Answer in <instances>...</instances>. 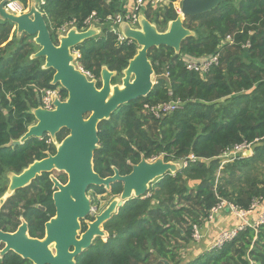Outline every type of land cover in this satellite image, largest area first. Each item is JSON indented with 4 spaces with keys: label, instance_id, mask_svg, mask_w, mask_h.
I'll list each match as a JSON object with an SVG mask.
<instances>
[{
    "label": "trees",
    "instance_id": "obj_1",
    "mask_svg": "<svg viewBox=\"0 0 264 264\" xmlns=\"http://www.w3.org/2000/svg\"><path fill=\"white\" fill-rule=\"evenodd\" d=\"M18 1L25 6L29 3ZM44 1L41 10L56 45L57 30L65 23L75 21L81 29L94 12L104 22L124 12L127 2ZM145 15L159 31L178 16L172 6L157 12L147 10ZM184 25L195 36L183 41L180 55L165 46L149 52L156 76L150 94L100 123L94 170L102 178L114 175V168L128 175L143 156L182 162L194 155L198 161L159 179L150 187L149 197L128 202L113 216L107 225L123 246L111 257L115 264H147L134 244L147 242L154 249L155 264H164L159 259L170 264H264V224L257 230L241 231L222 248L189 262L179 254L182 246L189 250L197 243L194 225L202 227L221 200L249 210L255 199L264 198V0L224 2L209 12L187 16ZM227 36H232L233 43ZM33 39L27 34L18 37L16 25L0 21V177L20 174L47 150L46 142L36 138L22 146H8L35 125L32 110L40 107V91L60 87L51 85L55 71L43 69L44 58L31 59L39 51ZM76 50L81 54L78 63L98 80L100 88L102 68L117 72L112 84H120L138 47L134 41L119 44L117 35L104 25L100 36ZM214 54H219V63L208 73L186 69V57ZM60 90L67 98V92ZM172 100H180L182 106L169 116L157 119L144 111L146 104ZM68 133L63 129L57 137L61 141ZM245 142L251 144V156L223 163L226 150ZM92 188L104 192L103 187ZM122 191L121 183L112 185L115 198Z\"/></svg>",
    "mask_w": 264,
    "mask_h": 264
},
{
    "label": "water",
    "instance_id": "obj_2",
    "mask_svg": "<svg viewBox=\"0 0 264 264\" xmlns=\"http://www.w3.org/2000/svg\"><path fill=\"white\" fill-rule=\"evenodd\" d=\"M13 0L0 2V21L16 25L17 36L27 34L33 37L39 51L31 59L44 58L43 69H53L55 74L52 86H60L67 92V98H55L53 110L41 106L33 109L36 119L21 140L11 141L9 147H17L31 138H42L50 134L55 138L62 129L69 131L68 137L58 145L55 157H49L36 162L20 176L12 178L10 192L29 184L38 174L59 169L69 174L67 186H60L56 194L57 217L48 224V236L59 244L76 243L74 238L80 228L79 221L87 217L91 210L87 195L90 187H105L110 190L111 184L123 183L120 196L114 198L106 209L97 216L96 222L84 235L81 243L88 247L94 235H103L100 226L111 220L112 216L134 199L145 198L153 183L168 174L175 175L183 165L179 161L165 162L164 156L154 161L144 156L139 164L134 165L130 174L120 175L114 168V176L102 178L94 170V154L99 149V125L121 107L147 97L153 90L156 79L149 52L162 46L172 48L175 55L181 54L182 43L195 32L186 28L184 21L187 16H198L209 12L224 2L232 0H182L181 13L176 20L168 22L164 31H159L156 24L150 22L145 13L139 16V27L132 28L127 22L119 26V31L126 40L134 41L138 47L137 54L130 60L128 67L122 72L120 84H112L118 76L106 66L102 68L98 88L96 78L89 79L76 65L78 56L76 48L85 41L102 34L100 26L92 25L85 31L77 26L72 27L66 35L58 36V44L52 41L45 16L37 7L36 0H31L30 10L22 15H14L5 9V5ZM252 151H246L241 156L249 157ZM26 226L20 228L15 235L0 232V238L14 240L26 236ZM69 239L68 242H60ZM35 242H30V244Z\"/></svg>",
    "mask_w": 264,
    "mask_h": 264
},
{
    "label": "flooded vegetation",
    "instance_id": "obj_3",
    "mask_svg": "<svg viewBox=\"0 0 264 264\" xmlns=\"http://www.w3.org/2000/svg\"><path fill=\"white\" fill-rule=\"evenodd\" d=\"M58 134L55 137L56 141L53 140L50 134H45L42 138H36L46 142L47 150L41 151L45 156L35 160L25 170L36 162L57 155L58 145L68 137L69 133L61 141L57 137ZM23 172L20 174L7 173L0 177V232L15 235L21 227L26 226L27 228L25 237L19 236L11 241L0 238V264H115L111 255L120 253L123 243L117 239V236L112 235L113 232L108 228L107 224L111 220L100 226V230L104 234L94 235L88 247L83 246L81 243L91 225L96 222L97 216L103 212L104 208L100 205L102 198L109 196L114 199V195L111 194L112 185L121 182L111 184L110 190L103 187L104 192H98L90 187L87 195L90 199L91 210L87 217L79 221L80 228L74 238L76 243L58 245L57 240L48 236V224L57 217L58 210L55 196L60 192V186L65 187L68 185L69 174L59 169L42 172L29 184L11 193L9 190L12 178L20 176ZM121 184L123 187V183ZM149 196L147 194V197ZM119 212L120 210L113 216ZM132 240L137 241L138 238H132ZM68 241L70 240L65 239L60 242ZM30 242H35V244H30ZM134 244L138 246L141 260H146L147 264H155L153 247H149L147 242L146 244L134 242ZM159 261L170 264L164 259H159Z\"/></svg>",
    "mask_w": 264,
    "mask_h": 264
},
{
    "label": "built area",
    "instance_id": "obj_4",
    "mask_svg": "<svg viewBox=\"0 0 264 264\" xmlns=\"http://www.w3.org/2000/svg\"><path fill=\"white\" fill-rule=\"evenodd\" d=\"M36 2L38 9L41 10V7L45 4V1L36 0ZM181 2L182 0H127L124 6V12L118 13L114 16H109L105 19L104 22H101L99 19H97L96 17L97 15L94 12L90 17H88L83 22V26L81 29L78 28V25L75 23V21H70L65 23L60 28H58L57 36L66 35V33L72 27H76V26L80 31H85L92 25L100 26V27L104 25H108L110 31L117 35V42L119 44H122L126 41L132 42L131 40H126L123 37V35L120 33L119 26L121 23L127 22L132 28H138L139 16L141 13L143 12L146 13L147 10H152L153 12H157L169 6H172L177 12V14H180ZM30 3L31 0H29L28 5L25 6L22 2L18 0H13L7 3L4 7L11 14L22 15L30 10ZM226 40L229 43H233L232 36H227ZM245 47H249V44H247ZM74 53L78 56V59L81 57L79 51L75 50ZM185 60H186L185 62H186L187 70L195 71L204 75L208 73L214 65H217L219 63V54H214L200 59H192L186 57ZM77 67L83 73H85L89 79L95 78L90 72L85 71L80 66L78 61H77ZM57 97H59L61 100H64V97L61 94L60 87L54 89H44L40 91L39 93L40 106L46 110H53L55 108L54 101L55 98ZM181 106H182V102L180 100L177 101L172 100L169 102L160 103L152 106L146 104L144 106V111L150 114L151 116L160 119L162 117L171 115L172 113L180 109ZM246 151H252V149H251V144L245 142L243 144L236 145L231 149L226 150L222 154L221 158L223 160V163H228L240 157ZM155 159H157V157L150 159V161H154ZM196 161H198V158L195 157L194 155H190L187 159L182 161V165L183 167H187L188 162H196ZM223 211L234 214L240 220V224L230 229L222 230L217 240L210 248V250L222 248L226 243L231 242L233 239H235L241 231H244L249 227L257 230L259 226L264 224V198L255 199L249 210L241 209L238 206L226 200H221V202L211 210V214L205 224H212L215 220V216ZM256 211H260L258 219L254 221L249 220L248 217L251 214H253V212ZM202 238H203L202 227L194 225L193 227L194 241L199 243L202 240Z\"/></svg>",
    "mask_w": 264,
    "mask_h": 264
},
{
    "label": "crops",
    "instance_id": "obj_5",
    "mask_svg": "<svg viewBox=\"0 0 264 264\" xmlns=\"http://www.w3.org/2000/svg\"><path fill=\"white\" fill-rule=\"evenodd\" d=\"M259 214L260 211L253 212V214H251L248 219L253 221L257 220ZM238 224H240V220L234 214L226 211L218 213L215 216V220L212 224L202 225L203 238L201 242L192 244L189 247L190 250L193 251L192 253H195V255L210 251V248L215 243L222 230L230 229Z\"/></svg>",
    "mask_w": 264,
    "mask_h": 264
},
{
    "label": "rangeland",
    "instance_id": "obj_6",
    "mask_svg": "<svg viewBox=\"0 0 264 264\" xmlns=\"http://www.w3.org/2000/svg\"><path fill=\"white\" fill-rule=\"evenodd\" d=\"M76 65H77V62H76ZM155 80L156 79H154V82H155ZM53 138V137H52ZM53 140L54 141H56L55 140V138H53ZM112 198H110L109 196H106L105 198H102V201L100 202V205H101V207L102 208H104L103 209V211L106 209V207L110 204V202H112ZM201 242V241H200ZM192 244H194V243H192ZM193 251H191L190 249L188 250V249H186V247L184 248V249H182L181 248V250L179 251V254H180V256H181V258H182V260L183 261H185V262H189V261H191V260H194L195 258H197L199 255H201V254H197V255H195V253H192ZM209 252V251H208Z\"/></svg>",
    "mask_w": 264,
    "mask_h": 264
}]
</instances>
